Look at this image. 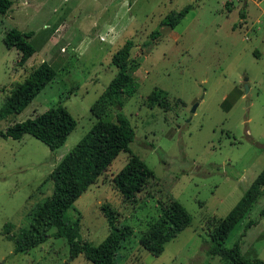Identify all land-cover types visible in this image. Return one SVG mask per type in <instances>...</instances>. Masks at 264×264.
Instances as JSON below:
<instances>
[{"label": "rangeland", "instance_id": "rangeland-1", "mask_svg": "<svg viewBox=\"0 0 264 264\" xmlns=\"http://www.w3.org/2000/svg\"><path fill=\"white\" fill-rule=\"evenodd\" d=\"M9 1V10L0 16V105L41 62L55 74L18 114L0 121V130L58 104L75 128L53 151L27 135L18 141L0 139V264H90L81 255L71 259L61 238L48 237L14 254L3 225L9 223L15 235L50 195L51 183L44 179L95 123L89 108L114 76L110 58L126 40L132 42L128 66L137 89L120 112L133 139L66 216L78 217L80 240L96 246L108 232L100 207L112 209L117 224L132 229L114 264H221L206 254L207 232L264 167V0ZM184 7L188 11L174 28L159 25L165 15ZM11 29L31 33L34 53L21 67L19 53L2 42ZM153 31L159 34L154 39ZM153 90L166 94L167 109L146 104ZM102 119L114 121V109ZM128 153L142 160L153 177L127 202L110 180ZM170 199L191 221L164 243L160 255L151 256L139 247L138 237ZM263 208L264 196L223 246L236 242L244 258L264 262Z\"/></svg>", "mask_w": 264, "mask_h": 264}, {"label": "trees", "instance_id": "trees-1", "mask_svg": "<svg viewBox=\"0 0 264 264\" xmlns=\"http://www.w3.org/2000/svg\"><path fill=\"white\" fill-rule=\"evenodd\" d=\"M9 0H0V16L10 8ZM188 7L178 12H170L159 22L160 26L174 28L187 13ZM244 18L243 12L239 14ZM31 33H21L11 29L5 33L2 42L6 48L19 53L16 61L23 66L34 53L28 39ZM159 36L153 31L150 37ZM132 42L126 40L111 56L110 62L116 72L100 95L91 104L89 112L96 120L81 139L67 151L47 174L44 182L51 183V193L28 215L26 227L19 228L15 235L9 233L11 225H3L6 239L13 243V253L24 254L43 243L48 237L64 239L71 259L81 255L90 264H114V256L121 243L132 235L127 225H118L116 215L107 205L100 207L107 223L108 232L96 246L82 242L79 236L78 217L70 220L66 212L72 203L96 182L121 151H126L134 132L125 116L120 112L123 101L132 96L137 84L129 71L128 60ZM51 67L41 62L24 79L14 84L2 98L0 121L18 114L37 93L54 77ZM146 104L168 108L166 94L153 90L146 97ZM110 108L114 109V121L103 120ZM75 128V121L60 104L48 108L32 119L14 123L0 130V139L18 141L27 135L45 145L50 151L60 148L67 136ZM151 170L136 155L128 153L124 166L113 175L111 184L124 201H132L137 193L152 180ZM264 196V167L243 191L237 202L207 232L208 257H217L221 264H264L263 261L244 258L238 243L225 248L223 243L238 222L243 221L252 207ZM259 216H264V208ZM191 218L184 208L170 199L160 208L156 220L148 224L138 237L139 247L151 256H158L163 245L175 238L189 226ZM251 226L248 222L247 228ZM53 230L50 235L48 232Z\"/></svg>", "mask_w": 264, "mask_h": 264}, {"label": "water", "instance_id": "water-1", "mask_svg": "<svg viewBox=\"0 0 264 264\" xmlns=\"http://www.w3.org/2000/svg\"><path fill=\"white\" fill-rule=\"evenodd\" d=\"M243 88H244V90L246 89V87H245V86H243ZM193 109H194V107L192 108V110H191V111H193Z\"/></svg>", "mask_w": 264, "mask_h": 264}]
</instances>
